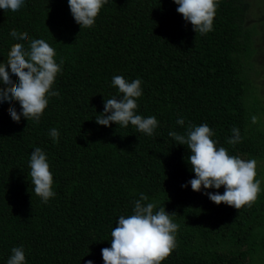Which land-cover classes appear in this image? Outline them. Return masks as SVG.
Listing matches in <instances>:
<instances>
[{"label":"trees","instance_id":"obj_1","mask_svg":"<svg viewBox=\"0 0 264 264\" xmlns=\"http://www.w3.org/2000/svg\"><path fill=\"white\" fill-rule=\"evenodd\" d=\"M177 8L174 0H107L91 28L75 22L68 0L0 9V63L13 44L28 49L33 39L53 47L58 64L63 59L52 86L59 96L48 97L39 123L22 115L14 122L9 108L19 114V102H0V264L13 247L24 249L26 264H104L101 249L111 246L119 217L134 214L141 193L148 197L142 203H154V213L164 207L179 225L176 247L161 264H264V130L252 122L251 104L262 95L251 92L250 76L261 64V30L249 27L248 0H217L213 30L203 35ZM13 29L29 40L11 37ZM116 75L142 81L135 112L156 117L152 136L131 124L95 122L104 101L122 97L112 85ZM201 124L217 148L256 161L261 191L251 207L217 205L205 194H223V186L196 192L187 184L195 178L190 150L168 133ZM233 127L241 137L235 145L228 143ZM36 147L53 176L55 195L46 204L30 177Z\"/></svg>","mask_w":264,"mask_h":264},{"label":"clouds","instance_id":"obj_2","mask_svg":"<svg viewBox=\"0 0 264 264\" xmlns=\"http://www.w3.org/2000/svg\"><path fill=\"white\" fill-rule=\"evenodd\" d=\"M107 0H68L71 14L80 28H91L95 18ZM178 5L176 11L185 21L191 23L195 33L206 34L213 30V19L217 8V0H174ZM24 5V0H0V9L18 11ZM9 35L17 40L28 41L27 32L13 29ZM56 52L43 39L30 41L28 49L23 44L15 43L8 52L6 63H0V102L7 101L10 105L18 101L21 112L15 107L9 108V114L14 122L19 123L21 115L27 120L39 123L44 109L48 105L49 96H59L52 90L57 74L61 71L63 59L58 64L54 57ZM9 70L18 82H14ZM142 81L135 79L127 82L122 76L112 78V85L116 87L122 97H113L104 101L101 115L95 117L99 125L109 126L110 122L122 127L129 124L139 132L148 136L154 134L158 126L155 116L147 118L136 114L137 98L141 97ZM257 117H252L256 123ZM177 124L185 123L183 118ZM232 137L228 143L235 145L240 142L239 129L233 127ZM54 142H58L59 131L52 128L49 132ZM178 145H186L190 150L187 161L195 173V178L187 184L193 191L224 187L223 194L219 192H205L208 198L219 205L224 203L235 209L243 206L251 207L256 202L261 191V181L256 179V161L244 160L229 155L224 147H216L212 139L214 132L207 124L199 126L189 125L185 134L175 131L168 133ZM30 177L34 185V193L43 203H47L55 193L52 190L53 176L47 162V157L40 147L34 148L30 154ZM187 184L181 185L186 187ZM148 197L141 193L134 202L132 215H121L116 226L111 231V246L101 249L104 264H161L176 247L175 233L179 225L174 223L170 214L160 207L155 211L154 203H142ZM7 264H26L25 252L22 247H13ZM85 264H93L87 260Z\"/></svg>","mask_w":264,"mask_h":264},{"label":"rangeland","instance_id":"obj_3","mask_svg":"<svg viewBox=\"0 0 264 264\" xmlns=\"http://www.w3.org/2000/svg\"><path fill=\"white\" fill-rule=\"evenodd\" d=\"M248 1L250 2V10L247 16L249 27H253L258 23V28L261 30V34L257 37V39H259L257 42V46L259 47V60H261V64L257 62L259 66L257 68H254V70L250 73V76H252L251 80H253V87L251 92H253L255 98L257 97V94L259 92L262 96L260 102L251 100L252 96L250 97V100L252 101L251 104L255 109L254 116L257 117L256 122L262 125V128L264 130V0ZM259 169L264 171V169Z\"/></svg>","mask_w":264,"mask_h":264}]
</instances>
